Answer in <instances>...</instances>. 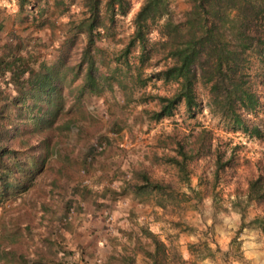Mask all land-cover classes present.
I'll use <instances>...</instances> for the list:
<instances>
[{"label":"trees","instance_id":"1","mask_svg":"<svg viewBox=\"0 0 264 264\" xmlns=\"http://www.w3.org/2000/svg\"><path fill=\"white\" fill-rule=\"evenodd\" d=\"M131 3L17 0L14 24L24 29L33 25L37 31L22 35L12 28L0 44V206L34 186L51 160L62 164L70 159L62 142L73 128L77 136L88 131L80 122L87 115L93 124L97 122L83 109V100L100 97L106 91L121 90L127 101H154L153 106L140 109L145 131L183 105L190 117L207 107L228 128L263 137V128L255 119L263 104L256 82L264 84V0H188V6L180 12L171 0H141L124 45L116 52L107 51L97 42L116 34L117 19L129 12ZM71 4L79 10L71 12ZM25 9L27 12H23ZM63 13L69 17L61 27L65 38L58 43V26L52 17ZM46 29L50 32L44 34ZM80 34L84 40L77 48L74 45ZM51 49L56 54L49 56ZM133 53L135 61L130 59ZM151 79L161 80L168 89L143 91L135 97L134 90ZM124 124L131 133L136 129L131 122ZM110 125L119 129L114 122ZM102 141L103 136L98 145ZM98 145L89 146L84 161L96 157ZM157 145L162 147L160 152L147 153L144 148L143 155L147 153L154 161L171 165L177 179L189 188L196 165L200 167L198 182L209 189L235 171L238 146H230L208 127L185 133L174 126L163 132ZM209 166L211 174L207 172ZM130 172L124 190L136 201L150 204L158 217L165 216L168 206L175 208L187 196L176 181L155 177L147 163L131 165ZM233 178V205L241 217L239 229L249 225L264 231V163L255 161L246 175L245 187L239 184L238 175ZM67 202L62 220L74 213ZM251 203L259 213L245 222L244 211ZM101 204L105 206V202ZM136 223V228L121 230V248L111 244L107 256L93 264H135L137 253L144 255L149 264H180L179 254L170 250L154 224L145 219ZM173 224L178 226L180 222ZM187 228L179 227L185 231ZM58 233L51 229L47 234H38L46 248L37 246L35 256L29 257V250L0 248V259L3 264H80L57 255V251L62 255L65 251L74 253ZM23 236L26 234L19 222L12 218L10 227L0 234V246L5 240L23 241ZM28 236L25 239L31 238V234ZM234 261L254 264L243 252Z\"/></svg>","mask_w":264,"mask_h":264},{"label":"rangeland","instance_id":"2","mask_svg":"<svg viewBox=\"0 0 264 264\" xmlns=\"http://www.w3.org/2000/svg\"><path fill=\"white\" fill-rule=\"evenodd\" d=\"M171 1L178 12L188 6V0ZM140 2L141 0H132L129 12L117 19L116 34L98 40L100 46L107 51L116 52L124 45L133 30L132 17ZM27 6L25 5V8ZM18 9L17 0H0L2 24L0 44L5 41L8 31L12 28L22 35L28 32L34 34L37 31L33 25H28V29H24L19 24H14ZM70 9L71 12H76L79 7L71 4ZM68 17L67 13L52 17L58 26L55 31L59 36L58 43H62L65 38L61 27ZM47 32L49 33L50 29L43 31L44 34ZM83 40L84 35L80 34L74 46L80 47ZM53 54H56L53 49L48 51L49 56ZM135 55L136 53H133L130 59L135 61ZM256 87L263 104L255 120L258 119L264 132V84L257 81ZM9 89L12 90L11 87ZM167 89L168 86L161 80L151 79L143 87L136 88L134 95L139 98L143 91L164 92ZM153 105L154 101L138 102L134 99L127 101L121 90L106 91L100 97H86L83 100V109L95 117L97 122L93 124L88 115L82 118L80 122L88 131L77 136L73 128L67 140L61 144L70 159L62 161V164H59L60 161L51 160L44 171L37 176L34 186L20 196L7 199L0 206V234L2 235L6 228L10 227L12 218L19 222L23 234H26L23 236V241L12 243L5 240L0 248H11L16 252L29 250L28 256L32 257L35 256L34 249L37 246L44 250L46 248L39 240L38 234H47L51 229H57L58 238L74 252L71 254L65 251L62 255L61 251H57L58 256L78 261L80 264L85 262L93 264L104 259L111 244L115 248H121L120 240L123 241V237L120 232L127 228L125 224L128 223L131 229L136 228V222L140 221L138 214L146 213L152 208L150 204L136 201L130 192L124 190L130 180V166L147 163L155 177L176 181L181 192L187 194L175 208L168 206L165 216L156 215L155 221H158L156 224L152 223L154 220L147 219L150 224L157 225V228H161V223L163 224L165 240L170 250L179 254L177 260L180 264H207L210 261L212 264H240L234 259L241 252L252 261L248 249L254 248H249L246 244H253L251 240L256 239L259 240L255 242L263 241L264 231L249 225L239 229L241 217L233 205L236 190V179L233 176L238 175L239 184L245 187L246 175L250 174L255 161L261 160L264 163V133L263 137L258 138L249 136L241 130L228 128L207 107L190 117L183 105L179 106L174 115L161 119L154 123L149 131H145L144 126L141 125L140 109L143 106ZM113 122L119 129L111 127L110 124ZM126 122L136 125L132 133L125 126ZM174 126L185 133L196 132L205 126L210 128L214 135L227 140L230 146L237 145L235 171L228 172L222 183L209 189L204 183L198 182L197 171L200 167L196 165L190 178L192 187L189 188L185 182H180L171 165L154 161L147 156L148 152L162 150V147H158L157 140L161 138L163 132ZM102 136L104 141L98 145ZM96 144L100 150L96 157L87 156L89 161H84L89 146ZM144 148L147 152L145 155H143ZM202 160L204 162V159ZM207 172L212 173V166H209ZM67 201L72 204L74 213L69 219L62 220ZM103 202L105 206L101 207L100 204ZM244 213V220L247 222L259 213V209L251 203L247 205ZM174 221H179L180 225L175 226ZM25 225L30 226V229L24 228ZM109 226L113 227L109 228ZM179 227L188 228L185 231L180 230ZM28 234H31V238L25 239L29 237ZM260 247L261 245H258L255 248ZM205 258L208 261L203 260ZM3 262V259H0V264Z\"/></svg>","mask_w":264,"mask_h":264},{"label":"crops","instance_id":"3","mask_svg":"<svg viewBox=\"0 0 264 264\" xmlns=\"http://www.w3.org/2000/svg\"><path fill=\"white\" fill-rule=\"evenodd\" d=\"M158 209V208H157ZM149 211H151V212H149ZM157 211H159V209L157 210ZM154 212V211H153ZM154 214H155V216H154ZM154 214H152V209H149L148 210V212L146 211V213H143V214H138V218H139V220L140 221H138V223H141L144 219L145 220H154L152 223H157L158 221H155V217H156V213H154ZM152 217V218H151ZM154 224V225H155ZM126 225V227H127V231L128 230H130L131 228L130 227H128V223H126L125 224ZM160 225V224H159ZM155 227L157 228V225H155ZM157 230L159 231V233H160V235H161V237H162V239L167 243V245L169 246V244H168V242L165 240V227L163 226V224L161 223V228L159 227V228H157ZM127 233V232H126ZM125 239V238H124ZM126 239H127V237H126ZM257 240H259V239H256V240H251V243H253V244H250V243H248V244H246V246L247 247H249V248H251V247H253L254 249H248V254H249V257H251L252 258V261H255L256 263H258V264H260V263H262V262H264V240L263 241H258V242H255V241H257ZM263 242V243H262ZM257 243V244H256ZM260 243H262V244H260ZM258 245H261V247L260 248H255V247H257ZM203 260H207V258H205V259H203ZM208 261V260H207ZM135 264H149L148 263V259L144 256V255H142L141 253H137L136 255H135ZM207 264H212V262L210 261V262H208ZM221 264V263H220Z\"/></svg>","mask_w":264,"mask_h":264}]
</instances>
